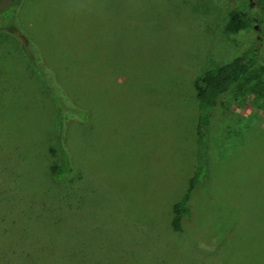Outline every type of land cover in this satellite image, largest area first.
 Masks as SVG:
<instances>
[{
  "label": "rangeland",
  "instance_id": "rangeland-1",
  "mask_svg": "<svg viewBox=\"0 0 264 264\" xmlns=\"http://www.w3.org/2000/svg\"><path fill=\"white\" fill-rule=\"evenodd\" d=\"M235 6L0 0V186L16 212L0 206V264H130L107 241L137 246L135 264H264V108L252 97L222 98L211 176L185 230L171 224L197 170L196 79L254 43L264 64L263 37L226 30ZM73 105L89 120L65 127L82 178L57 185L52 131Z\"/></svg>",
  "mask_w": 264,
  "mask_h": 264
},
{
  "label": "trees",
  "instance_id": "trees-1",
  "mask_svg": "<svg viewBox=\"0 0 264 264\" xmlns=\"http://www.w3.org/2000/svg\"><path fill=\"white\" fill-rule=\"evenodd\" d=\"M227 1V0H225ZM234 8H225L229 21L226 30L231 34H250L256 32L259 37L264 38V0H234ZM226 4V2H225ZM258 41V39H256ZM260 49L256 43L249 45L241 54L231 60L219 65L216 68L206 71L195 81L196 98L198 102V117L196 123V173L190 180L189 189L180 201L172 206V227L175 232H183V218L190 210V197L192 191L198 184L206 182L207 177L211 176L210 168V149L214 129V113L217 107L222 104V98L230 92H236L241 96L252 97L258 108H264V64L259 66ZM78 105H73L67 115H56L54 130L52 131L53 144L51 143V152L60 155V162H53L50 166L49 175L55 184H65L80 180L82 175L77 167L72 163L71 150L68 145V131H65L67 125L88 123L87 115ZM71 115L67 120V116ZM63 118V119H62ZM57 130V131H55ZM2 189L3 186H0ZM1 191V190H0ZM0 192V206L11 210L8 215L15 217L12 211L14 207L4 200ZM1 207V208H2ZM5 210V209H3ZM5 215L3 216V214ZM6 212L0 211V218L7 221ZM118 230L110 232L109 236L114 239ZM127 236V234H124ZM111 247L120 249V252L132 256L130 264H135L138 259V247H126L115 245V242L107 241ZM84 250V247H80ZM94 263V262H92ZM82 255L75 258H59L53 264H92ZM97 264H113L98 260Z\"/></svg>",
  "mask_w": 264,
  "mask_h": 264
}]
</instances>
